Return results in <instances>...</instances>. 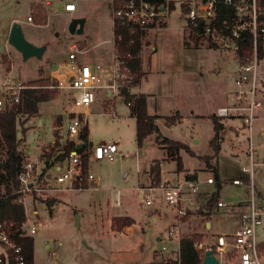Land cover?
I'll use <instances>...</instances> for the list:
<instances>
[{
  "label": "rangeland",
  "instance_id": "rangeland-1",
  "mask_svg": "<svg viewBox=\"0 0 264 264\" xmlns=\"http://www.w3.org/2000/svg\"><path fill=\"white\" fill-rule=\"evenodd\" d=\"M107 1L73 0L76 6L73 14L84 19L85 25L82 34H70L72 39L83 38L86 44L94 45L110 36ZM61 7V1H53L50 9H47L48 25L39 28L24 23L25 17L28 14L32 15V12L37 9L35 4L28 0H0V77L4 73L11 72V78L24 82L31 80L38 73L49 72L50 74L51 67L57 66L53 75L60 78V81H65V76L70 73V62L66 57L68 51L65 44L69 36L66 24L70 18H66ZM13 22L19 23L23 37L28 42L35 36L44 38L47 45L40 60L30 58L23 61L17 52L5 44L9 25ZM145 32V39L149 42V46L155 50L154 53L150 52L146 55L149 58L150 70L157 72L148 78V84H161L165 87L177 86L184 90L187 80L199 79L202 86L205 85L209 91H215L214 89L220 87L224 91L230 89L237 55L222 50L185 47V43H189V38H193V35L188 34V31L183 27L178 4L170 10L165 20V26L152 28ZM196 42L208 48H215L203 38L197 39ZM96 49L107 50L109 45L101 44ZM145 59L146 57L143 56V60ZM109 63L111 61L99 64L103 66ZM199 75L202 77H197ZM257 75L258 78H264V57L258 64ZM262 84L264 86V83ZM40 88L45 89L43 87L37 89ZM262 91L263 96L264 88ZM68 92L70 91L62 90L48 101L41 102L34 119L25 115L16 117V139L23 137L25 142L23 145V140H19L18 148L22 151L26 147V155L30 162L34 164L38 161L34 166L40 165V169H47L46 172L50 177L54 176L55 169L48 168L47 163H43L45 165L43 168L42 162L58 160L61 155L57 146L52 148V131H57L59 135L58 144L63 145L68 141L64 131L65 116L69 111ZM99 94L101 95V93ZM114 102L116 112L114 121L108 122L109 118L104 115V110L108 107H102L100 104H95L91 114L86 117L87 132L92 145L107 141L116 142L117 151L120 153L119 158L112 163L102 162L89 166L90 173L96 178V188L85 191L51 189L47 192V197L44 200L25 196L23 203L25 214L30 222L35 223L32 225L33 229L26 231V235L32 238L33 264H151L154 252L160 250L161 246H165L167 249L174 247L175 244L172 241L167 242L164 239L155 241L156 234L163 235L174 226L172 224L174 221L173 211L162 203L160 190L153 191V204L150 207H143L137 202L134 188L137 182L140 183L138 184L140 186L156 187L159 183L177 178V173L174 174L172 171L175 168V163L169 159L162 163V171L165 175L163 174L164 176L160 180L158 178V183L151 181L152 176L147 175L146 177L145 172L153 164L158 167L159 171L158 162L154 161L150 166L149 163L151 160H160L162 151L148 138L140 148H136L133 141L132 122L126 118L127 107L122 99H115ZM261 114H264V98L261 99V106L255 111L256 117L259 118ZM57 115L61 116V121H57L59 126L54 128ZM52 125L53 129L51 130ZM22 128L27 131L25 132ZM164 129L165 131H161V133L168 139L185 144L188 142L190 144L192 140L197 142L193 150L196 155L191 157L184 154L181 162L183 168L196 169L198 168L197 157L199 155H211L212 149L208 145L211 131H208L207 127H195L193 131L192 127L185 126H165ZM237 140L240 142L239 147L242 152H236V156L232 155V151L224 148H222L223 151L217 152V173L222 182V179L225 180V178L227 181L223 182L225 184H221V188L215 196L218 200L230 204H236L240 199L244 200L247 196L243 193L246 181L243 182L239 179L241 186L235 187L231 185L230 179L236 176H249L253 181L255 204L264 207V152L261 151L253 156L254 164L250 167L248 155L244 152L248 140L246 143L244 138L239 135ZM27 156H22V161L28 159ZM3 159L4 154L0 148V162ZM209 162L207 166L202 162L203 171L198 172V181H204L206 177L212 176L211 168L213 167ZM242 168L247 169V172L243 173ZM122 173L128 175L126 181L122 180ZM199 184L198 182V191L205 197V205L210 209L215 197L211 200V194L208 197L206 195L216 191L214 184L211 186H199ZM201 188L202 190H200ZM117 189L119 191L116 194ZM116 197L119 201L118 206L114 205ZM203 210L206 208L204 207ZM152 211L153 213H150ZM104 212L107 213L104 215ZM108 212L131 217L135 226L132 229L123 228L112 231L111 220L115 216ZM201 213V210L193 213L187 212L182 221H185L189 214ZM218 219V232L230 234L238 225L237 215L220 214ZM205 220L201 218L200 224ZM255 231L257 246L260 248L258 241L264 240V216L261 218V226ZM179 232L181 233L180 228ZM226 251L228 254L226 258L222 259V264L234 263L229 248Z\"/></svg>",
  "mask_w": 264,
  "mask_h": 264
},
{
  "label": "built area",
  "instance_id": "built-area-1",
  "mask_svg": "<svg viewBox=\"0 0 264 264\" xmlns=\"http://www.w3.org/2000/svg\"><path fill=\"white\" fill-rule=\"evenodd\" d=\"M28 1L33 4L39 2ZM176 4L180 6L183 27L188 34H192L193 38L207 40L217 50L237 55L229 103L215 109L213 117L218 123L228 119L238 121L240 129L246 132L249 145L257 119L255 111L261 106V99L264 98V95L262 96L264 86L261 85L264 78H258L257 75L258 64L264 57V6L259 4L258 0H108V12L112 26L122 25L129 31L134 29L146 31L165 23L170 10ZM223 7L229 8V11H224ZM63 9L72 11L74 3L66 0ZM26 20H31L29 15ZM246 35L250 38L248 48L239 43ZM112 44L114 47V36ZM80 53L81 49L75 40H70L67 54V60L72 63L70 73L64 82L56 80L43 87L60 92L70 91L64 131L66 139L74 145V149L65 152L66 142L63 145L57 142L62 158L42 162L43 168L47 163L48 168L55 169L53 177L47 174V169H37L28 160L22 161L16 176L18 182L16 202L22 206L25 196L44 200L46 192L51 189L83 191L94 188L96 178L90 173L89 166L94 163H112L119 158L117 143L107 141L87 145L80 139V134L86 129V117L98 93H101L103 107H108L104 110V115L108 118L115 117L112 109L113 100H123V92L129 94L133 75L126 62L119 58L115 51L111 63L103 66L94 65L93 68L76 62V57ZM37 88L39 87L28 86L11 78L10 72L4 73L0 77V113L10 111L20 104L22 91ZM124 104L128 106L127 103ZM77 145H80L79 149H75ZM251 164L252 162L250 166ZM241 171L245 173L247 169L242 168ZM127 178L128 175L122 173V180L126 181ZM204 182L208 185L214 184L213 177H207ZM230 183L235 187L241 186L238 178L231 180ZM244 187L247 195L244 200L236 204L215 202L218 213L227 216L237 215L238 225L230 235L217 236L211 245L205 246L195 241L193 249L201 251L199 264L205 251L210 252L217 264H222V259L227 257L228 248L234 259L232 264H264L255 235V230L261 226L264 207L255 204L253 185L248 182L244 183ZM155 189L160 190L162 203L173 211L175 224L162 237L164 241H172L175 245L172 249L161 246L160 250L154 252L151 264H181L179 240L182 236L179 224L187 215L189 198L195 197L198 193V184L196 181L168 180L156 187L136 186L134 193L139 205L150 207L153 204L152 193ZM3 193L0 178V197ZM115 205H119V201L116 200ZM0 264H27L20 246L11 239L9 227L4 223H0Z\"/></svg>",
  "mask_w": 264,
  "mask_h": 264
},
{
  "label": "crops",
  "instance_id": "crops-1",
  "mask_svg": "<svg viewBox=\"0 0 264 264\" xmlns=\"http://www.w3.org/2000/svg\"><path fill=\"white\" fill-rule=\"evenodd\" d=\"M15 1H19V0H15ZM53 1H56V0H39V2L37 4H35L37 6V9L34 12H32V15L28 14L30 16L31 20L30 21L26 20V17L28 16L27 15L25 17L24 23H29V24L36 26V27H39V28L40 27H46L48 25L47 9L48 8L50 9ZM59 1L62 2V7H61L62 12H63V14H65L66 18H79V17H77V15L73 14V12L76 9L75 3H74V9L72 11H65L63 9V4L66 2V0H59ZM69 1L73 2V0H69ZM107 10H108V1H107ZM108 16H109V24H110L109 25L110 36L107 39H102V40H100L99 43L94 44V45L86 44V42L83 38L75 40V42L78 44L79 49H81V53L78 54L76 57V62L81 63V64H87L89 67L93 68L94 65H100L99 64L100 62L106 63L108 61H112V59L114 57V47L112 44L113 26H112V19L109 15V12H108ZM43 19H44V22H42ZM17 24L19 25V23H17ZM10 25H9V27H10ZM84 25H85V20L83 19L81 33H79L77 35H80L83 33ZM156 27L160 28L159 26H155L153 28H156ZM150 29H152V28H150ZM145 34H146V32L144 33V35L140 39L141 45H140V52H139V56H138V58H139V79H138V83L130 89L129 94L135 95V96L142 95L145 97V105H146L147 115L156 118L154 121V124H155L159 134L162 137H164V136L162 135L161 131H165L164 128H165V126H167L165 124V119L176 115L179 119H177L176 122L172 126H169V127H177V126L178 127H181V126L192 127V131H193V129L195 127L200 128L201 126H205L208 128V131H211L210 138L208 139V145H209V142L211 141V139L213 138V135H214L213 134V127H212V124H211V121L209 118L213 117V113H214L215 109L223 107L229 103V98H230V95H231L232 90H233V85H231L230 89L227 91H224V89L221 87L218 89H214L215 91H209L205 85L202 86V83L200 82L199 79L198 80H194V79L187 80V85H186V88L184 90L179 89L177 86L165 87L164 85H161V84H148V78L151 75L156 74L157 72L150 70L149 58L146 55L150 52L154 53L155 50L149 46V42H147V40L145 39ZM71 35H73V34H71ZM197 39H199V38H191L190 37L189 43H185L186 44L185 47L193 48V49L217 50L215 48H208L207 46L197 44V42H196ZM70 40H74V39H72V37L69 34V36L67 37V42L65 43L67 46V51H68V44H69ZM27 42H28V40H27ZM28 43H30L34 46H37V47L43 45L45 47L44 52L46 50L47 44H46L44 38H42L40 36H35L34 38L32 37L30 42H28ZM5 44H6V39H5ZM101 44L102 45L108 44L109 49H107V50L106 49H103V50L102 49H100V50L96 49V48L100 47ZM67 54H68V52H67ZM6 55L9 56V54H7V53H6ZM42 55H41V57H42ZM143 56L146 57L145 60H143ZM28 59H30V58H28ZM23 61H25V60H23ZM71 64L72 63H70L69 70H70ZM11 66H12V64H11ZM234 68H235V65L233 67V70H234ZM56 69H57V66H52L51 70H50V72H51L50 74H49V72L46 74H44V73L39 74L38 73L37 76L31 78V80H29V81H24V82H21L20 80L19 81L25 85H29L31 82H34L37 80H45L48 83H54V81H56V80L60 81V78L58 79L57 77H55L53 75V71H55ZM10 74H11V72H10ZM67 76H65V78ZM197 77L201 78L202 75H199ZM16 80H18V79H16ZM57 92H60V91H57ZM114 101H115V99L113 100L112 109L115 113V117L109 118V120H108L109 123L112 120L114 121L116 119V112L114 109V103H115ZM65 102H67V101H65ZM40 103L37 104V110H38V106ZM95 104L96 105L100 104L103 107V103L101 101V95L99 93L96 95V100L89 109V114H91V111L94 108ZM67 106H68V103H67ZM36 116H37V112H36V114L29 116V117H30V119H34ZM58 116L59 115H57V117ZM126 118H127V120L132 122V125L134 128V119L129 116L128 108H127ZM255 122H256L254 124L255 131L253 129L252 134H251L250 143H249V145H246L247 146L246 150L244 149V152H246V155H248V158H249V166H250V162H252L251 166L254 164L253 156L255 154L257 155L261 151L264 152V114H261L259 116V118L257 117ZM261 123H263V124H261ZM219 124H220L221 128H220V132H219L218 152L221 150L223 151L222 148H224L225 150L232 151V155L236 156V152H242V149L239 147L240 142L237 140L238 135L240 137L242 136L247 143L246 132L243 131L242 129H240L239 122L236 120H233V119L224 120V121L220 122ZM16 127H17V125H16ZM29 129H31V128H29ZM52 129H53V125L51 126V130ZM22 130H25V132L27 131V129H23V128H22ZM85 130H86V136H85L86 140L83 142H85L87 145H90V144H92V142L89 139L87 127ZM153 136L154 135H151L147 138L149 140H152L153 144H154V140H157L158 137L157 136L153 137ZM164 138H166V137H164ZM166 139H168V138H166ZM17 140H23L22 144L25 145L23 137L21 139H17ZM168 140H171V139H168ZM171 141H174V140H171ZM174 142H179V141H174ZM196 143H197L196 140H192V141H190V144H189V142L187 144H185V143H182V144H184L188 148V150H190V152H192L193 155H196V153L193 151L195 149L194 145ZM157 148L159 149V147H157ZM244 148H245V146H244ZM159 150L162 151V158L160 160H151L149 163V166L154 161L158 162L159 180H160L165 175L164 172L162 171L161 165L164 161H167V158L165 156V152L161 149H159ZM17 151L21 152L20 153L21 155H22V153H24L22 155L23 157L27 156L26 155V147H25V149H22V151H21V149H19L17 147ZM184 154L187 155L183 151L179 152V157H180L181 162H182V158H183ZM203 156L212 157L213 152H211V155L210 154L199 155L197 158L203 157ZM216 158H217V156L214 157L209 162V164L213 168H215L216 172H217ZM23 160H28L30 162L29 157H28V159L26 158ZM197 161H198L197 162L198 168H196V169H192V170L191 169H185L182 166V171L176 172L175 168H174V170H172V171L174 174L177 173V178H173V179H169V180H172V181H177V180L196 181L197 184H198V182L200 183L199 186L200 185L201 186L202 185H208V184H205V182L203 180L198 181V172L203 171L202 170L203 169V163L201 161H199L198 159H197ZM30 163H32V162H30ZM36 163H38V161ZM36 163H34V164H36ZM39 166L40 165H38L37 169H40ZM136 172H137V170H136ZM145 174H146V177H147V175L151 176L149 173V169L147 170V172H145ZM217 178H218V182L214 181V187H215L216 191L209 192L206 195V197H208V195L211 194V196L215 197V201L212 204V208L209 209L205 205V200H204L205 197H203L202 194H200L198 191V193H197V195H195V197L191 196L189 198L190 203L188 204L187 212L193 213L194 211L201 210L202 213L197 214V215H195V214L190 215L189 214L187 219L185 221H181V223L179 224V228L181 229V233H180L181 236H187V235H191V234L196 235L198 237L197 241L201 242L205 246L213 244L215 241V238L219 235L228 236L231 234V233L227 234L224 232H218V230H217L219 228L218 216L220 215V213H218V211L215 208V202L221 201V200H218V198H216L215 195H216L217 191L219 192V190L221 188V184H225L223 182L227 181V178H225V180L222 179L223 180V182H222L220 180L221 178L218 175V173H217ZM236 178L242 180L243 182L246 181V183L249 182L253 185V183H252L253 181L249 176H236V177L230 179V181L233 179H236ZM145 183H146V179H145ZM138 184H140V183L137 182L136 186H140ZM208 186H211V185H208ZM95 188L96 187L88 188L86 190H93ZM200 190H202V188ZM240 190L242 191V189H240ZM83 191H85V190H83ZM118 191H119V189L116 190V194L118 193ZM243 193H244V195L246 194L245 189H243ZM46 197H47V192H46ZM116 200H117V197H116ZM239 201H242V199H240ZM114 205H115V202H114ZM116 206H118V205H116ZM204 207L206 208V210H203ZM106 213L107 212H104V215ZM108 213L114 214L115 217H124L121 215H125V214H115L114 212H108ZM150 213H153V211ZM34 215H36V213H34ZM24 216H25V222L22 224L21 229H22L24 235L27 236L26 231L31 230V226L34 225L35 223L30 222L27 215L25 214V211H24ZM201 218L206 219L202 224H200ZM172 222H173L172 224L174 225L175 221H172ZM108 226H109V220H108ZM134 226H135V222L132 226L126 227L125 229H132ZM255 235H256V233H255ZM27 237H29V236H27ZM162 239H163L162 235L156 234L155 241H157V242L159 240L162 241ZM258 242H259V246H260V248H259L260 255L264 259V240H259ZM152 259H153V257H152ZM152 259H151V261H152ZM32 264H33V261H32Z\"/></svg>",
  "mask_w": 264,
  "mask_h": 264
},
{
  "label": "trees",
  "instance_id": "trees-1",
  "mask_svg": "<svg viewBox=\"0 0 264 264\" xmlns=\"http://www.w3.org/2000/svg\"><path fill=\"white\" fill-rule=\"evenodd\" d=\"M259 4L264 6V0H258ZM224 11H229V8L223 7ZM44 22V19L42 20ZM165 26V23L159 24V27ZM145 30L134 29L129 31L127 27L122 25L113 26L114 36V51L118 54L119 58L126 62L127 67L133 75L132 87L138 83L139 79V52H140V39L144 35ZM239 43H243L248 48L250 43L249 36H244ZM45 84V85H43ZM49 83L45 80H37L31 82L29 86L44 87ZM56 90L48 89H27L22 91L20 104L13 107L10 111L0 113V148L4 154V159L0 162V178L3 186L4 193L0 197V223H4L9 227L11 239L15 244L20 246L22 255L25 258L27 264H32V238L24 235L21 227L25 222L24 209L22 204L16 202L18 194V182L16 180L17 173L22 163V156L17 151L19 140L16 139V117L19 115H26L27 117L36 114L37 104L45 102L54 97ZM123 102L127 103L129 116L134 119V144L136 148L142 146L143 141L151 136H157L158 139L154 141V144L159 149L165 152L167 159L175 163V171L181 172L182 165L179 157V152L183 151L189 156H194L188 148L179 142H174L162 137L155 124V117L147 115L145 97L142 95H130L123 92ZM179 119L176 115L166 118L165 124L172 126L176 120ZM213 127V138L209 142V146L212 149V157H199L198 160L204 162L207 166L210 159L216 157L218 152V141L220 124L214 117L209 118ZM61 121V117L55 118V127H58V122ZM22 132V131H21ZM86 130L84 129L80 134V139L85 141ZM53 144L52 148L57 146L59 141V135L57 131H52ZM74 149V145L71 142L66 141L64 151L67 152ZM62 155L58 157L61 159ZM85 162V158H83ZM149 173L152 176V182L158 183V167L154 164L150 167ZM213 180L218 182L217 172L215 168H211ZM214 199L212 196L211 200ZM48 206V204H45ZM112 231H118L126 227H130L134 224V221L128 217H115L111 220ZM198 240L196 235L182 236L179 240V252L181 264H199L201 251L193 249L192 245Z\"/></svg>",
  "mask_w": 264,
  "mask_h": 264
},
{
  "label": "water",
  "instance_id": "water-1",
  "mask_svg": "<svg viewBox=\"0 0 264 264\" xmlns=\"http://www.w3.org/2000/svg\"><path fill=\"white\" fill-rule=\"evenodd\" d=\"M82 24V18H70L66 24V30L69 34H79L82 30ZM6 44L16 51L22 60H26L28 58L40 60L45 49L43 45L37 47L28 43L23 37L20 26L16 22L11 23L8 29ZM79 148L80 145L75 147V149ZM201 264H217V261L212 257L209 251H205Z\"/></svg>",
  "mask_w": 264,
  "mask_h": 264
}]
</instances>
